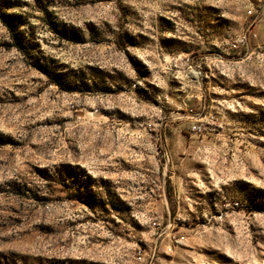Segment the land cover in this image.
Returning a JSON list of instances; mask_svg holds the SVG:
<instances>
[{"label":"rangeland","instance_id":"obj_1","mask_svg":"<svg viewBox=\"0 0 264 264\" xmlns=\"http://www.w3.org/2000/svg\"><path fill=\"white\" fill-rule=\"evenodd\" d=\"M0 264H264V0H0Z\"/></svg>","mask_w":264,"mask_h":264}]
</instances>
